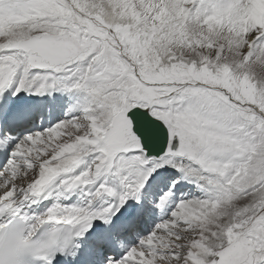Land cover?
<instances>
[{
  "label": "snow or ice",
  "instance_id": "snow-or-ice-1",
  "mask_svg": "<svg viewBox=\"0 0 264 264\" xmlns=\"http://www.w3.org/2000/svg\"><path fill=\"white\" fill-rule=\"evenodd\" d=\"M246 3L0 0V264H264Z\"/></svg>",
  "mask_w": 264,
  "mask_h": 264
},
{
  "label": "bare ground",
  "instance_id": "bare-ground-1",
  "mask_svg": "<svg viewBox=\"0 0 264 264\" xmlns=\"http://www.w3.org/2000/svg\"><path fill=\"white\" fill-rule=\"evenodd\" d=\"M239 19L241 23L246 25L264 22V0H247L245 7L239 12ZM25 99L28 100L31 99V97H25ZM60 113L62 115L64 114L63 111H61ZM58 114L59 112H56L54 116H58ZM189 188H191V186H189ZM192 191L195 192V189H192ZM144 225H149V220L146 221Z\"/></svg>",
  "mask_w": 264,
  "mask_h": 264
},
{
  "label": "rangeland",
  "instance_id": "rangeland-1",
  "mask_svg": "<svg viewBox=\"0 0 264 264\" xmlns=\"http://www.w3.org/2000/svg\"><path fill=\"white\" fill-rule=\"evenodd\" d=\"M254 20H256V19H254ZM254 24H255V23H254ZM63 116H64V114H63L62 116H60V118H58V119H62ZM58 119H57V120H58ZM49 121H50V120H47V121L41 120V121L39 122L38 127H37L35 130H37V131H41V130H43L44 127H50L53 123L56 122V120H54V122L50 124ZM194 193H195V192H194ZM195 194L198 195V193H195ZM158 222H159V218H158V217L150 218V219H149V229L146 230V232L148 233V232L154 227V225H155L156 223H158ZM147 233H146V234H147ZM146 234H145V235H146Z\"/></svg>",
  "mask_w": 264,
  "mask_h": 264
}]
</instances>
